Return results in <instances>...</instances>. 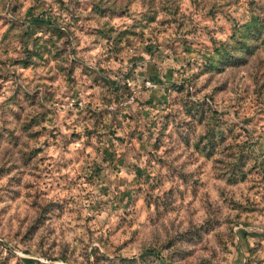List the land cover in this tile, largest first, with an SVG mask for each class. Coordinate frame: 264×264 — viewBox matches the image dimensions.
Segmentation results:
<instances>
[{"label":"rangeland","instance_id":"rangeland-1","mask_svg":"<svg viewBox=\"0 0 264 264\" xmlns=\"http://www.w3.org/2000/svg\"><path fill=\"white\" fill-rule=\"evenodd\" d=\"M249 10L264 0H0V264H264V42L199 71Z\"/></svg>","mask_w":264,"mask_h":264},{"label":"trees","instance_id":"trees-1","mask_svg":"<svg viewBox=\"0 0 264 264\" xmlns=\"http://www.w3.org/2000/svg\"><path fill=\"white\" fill-rule=\"evenodd\" d=\"M58 34V31H56ZM211 48L203 49L200 52V70L201 72H208L214 70H222L226 66H237L244 64L247 57L250 56L254 50L264 42V18L249 10L248 19L241 23H233L230 34L227 39L210 38ZM24 62V60H22ZM24 64H26L24 62ZM171 87L180 89L183 87V82H172ZM188 112L193 113L194 109L200 112L201 104L195 102L194 105L187 106ZM214 124L209 125L200 135L203 138L201 149L209 154V150L214 146L215 140L222 137V130ZM242 153V152H241ZM240 152L229 153V159L225 161L221 176L229 182H234L244 176V172L249 168H243L246 154ZM207 222V221H206ZM196 227L188 228L179 233V239H192L195 236ZM171 243H168V245ZM170 246V245H169ZM158 263H162V258L159 255L155 256ZM119 264H140L135 257L120 256L117 258Z\"/></svg>","mask_w":264,"mask_h":264}]
</instances>
